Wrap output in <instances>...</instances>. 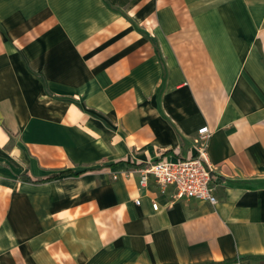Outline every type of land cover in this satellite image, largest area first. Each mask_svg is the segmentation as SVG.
Returning <instances> with one entry per match:
<instances>
[{
  "label": "crops",
  "instance_id": "1",
  "mask_svg": "<svg viewBox=\"0 0 264 264\" xmlns=\"http://www.w3.org/2000/svg\"><path fill=\"white\" fill-rule=\"evenodd\" d=\"M0 264H264V0H0Z\"/></svg>",
  "mask_w": 264,
  "mask_h": 264
},
{
  "label": "built area",
  "instance_id": "2",
  "mask_svg": "<svg viewBox=\"0 0 264 264\" xmlns=\"http://www.w3.org/2000/svg\"><path fill=\"white\" fill-rule=\"evenodd\" d=\"M197 137L193 142L195 152L185 159L168 161L161 157L153 162L140 165L138 173V186L145 188L150 181L158 188L160 193L171 190L170 202L196 201L208 205H215L213 169L208 163L207 141L210 132L207 127H202L196 132ZM140 204L139 200L135 201ZM152 210L157 211L158 205L153 202Z\"/></svg>",
  "mask_w": 264,
  "mask_h": 264
}]
</instances>
